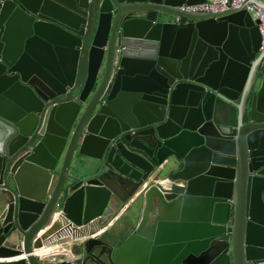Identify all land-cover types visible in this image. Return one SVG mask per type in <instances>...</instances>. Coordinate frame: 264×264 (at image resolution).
I'll return each instance as SVG.
<instances>
[{
  "label": "water",
  "instance_id": "95a60500",
  "mask_svg": "<svg viewBox=\"0 0 264 264\" xmlns=\"http://www.w3.org/2000/svg\"><path fill=\"white\" fill-rule=\"evenodd\" d=\"M205 1L0 5V264H264V0Z\"/></svg>",
  "mask_w": 264,
  "mask_h": 264
},
{
  "label": "built area",
  "instance_id": "2783aa9c",
  "mask_svg": "<svg viewBox=\"0 0 264 264\" xmlns=\"http://www.w3.org/2000/svg\"><path fill=\"white\" fill-rule=\"evenodd\" d=\"M5 0H0V5ZM262 1V0H260ZM245 0H206L204 3L195 5H183L180 7L182 11L193 13H216L224 9H238ZM244 10L250 13L255 20L258 21V32L260 36V49L264 48V9L256 4H247Z\"/></svg>",
  "mask_w": 264,
  "mask_h": 264
},
{
  "label": "crops",
  "instance_id": "0c3cea01",
  "mask_svg": "<svg viewBox=\"0 0 264 264\" xmlns=\"http://www.w3.org/2000/svg\"><path fill=\"white\" fill-rule=\"evenodd\" d=\"M59 243L61 244L62 242H58L57 245H54V246H48V249H46L44 251H41V254L42 255L45 254V252L47 250H50L51 253H56L57 249H62V248L64 249L65 247H67V245H72V247L75 248V245H78L81 242H74V243H70L69 242V243H66V244H63V245L61 244V246H58V245H60Z\"/></svg>",
  "mask_w": 264,
  "mask_h": 264
},
{
  "label": "bare ground",
  "instance_id": "6f19581e",
  "mask_svg": "<svg viewBox=\"0 0 264 264\" xmlns=\"http://www.w3.org/2000/svg\"><path fill=\"white\" fill-rule=\"evenodd\" d=\"M46 249H48V247H45V248L40 249V250H36L35 253H36V255H38V256L41 257V258H45V257H47L48 255H54V254H56V253H51L50 250H47V251L45 252V254L42 255V254H41V251H44V250H46Z\"/></svg>",
  "mask_w": 264,
  "mask_h": 264
}]
</instances>
